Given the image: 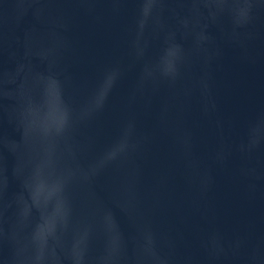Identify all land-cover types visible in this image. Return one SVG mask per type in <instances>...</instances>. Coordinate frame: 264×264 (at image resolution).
Segmentation results:
<instances>
[{
  "label": "water",
  "instance_id": "1",
  "mask_svg": "<svg viewBox=\"0 0 264 264\" xmlns=\"http://www.w3.org/2000/svg\"><path fill=\"white\" fill-rule=\"evenodd\" d=\"M0 264H264V0H0Z\"/></svg>",
  "mask_w": 264,
  "mask_h": 264
}]
</instances>
